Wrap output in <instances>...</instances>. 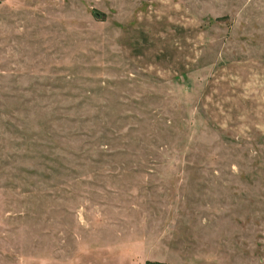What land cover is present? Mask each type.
Masks as SVG:
<instances>
[{"label": "rangeland", "instance_id": "1", "mask_svg": "<svg viewBox=\"0 0 264 264\" xmlns=\"http://www.w3.org/2000/svg\"><path fill=\"white\" fill-rule=\"evenodd\" d=\"M264 264V0H0V264Z\"/></svg>", "mask_w": 264, "mask_h": 264}, {"label": "trees", "instance_id": "2", "mask_svg": "<svg viewBox=\"0 0 264 264\" xmlns=\"http://www.w3.org/2000/svg\"><path fill=\"white\" fill-rule=\"evenodd\" d=\"M148 264V263H147Z\"/></svg>", "mask_w": 264, "mask_h": 264}]
</instances>
